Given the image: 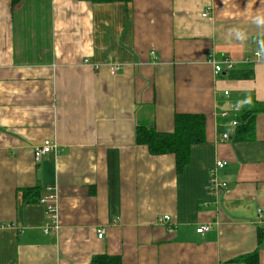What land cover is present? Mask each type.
Listing matches in <instances>:
<instances>
[{"label": "crops", "instance_id": "obj_1", "mask_svg": "<svg viewBox=\"0 0 264 264\" xmlns=\"http://www.w3.org/2000/svg\"><path fill=\"white\" fill-rule=\"evenodd\" d=\"M223 58L252 77L215 74ZM261 104L264 0H0V264H264V112L254 140L220 139L221 112ZM178 114L205 120L181 172L135 143ZM45 140L59 153L36 163ZM212 171L227 186L207 194Z\"/></svg>", "mask_w": 264, "mask_h": 264}, {"label": "trees", "instance_id": "obj_2", "mask_svg": "<svg viewBox=\"0 0 264 264\" xmlns=\"http://www.w3.org/2000/svg\"><path fill=\"white\" fill-rule=\"evenodd\" d=\"M92 3H128L131 0H80ZM16 3H13V6ZM229 78L249 79L252 70L239 72L230 71ZM258 112H264V104L258 105L257 109L250 111L241 110L239 113L224 119L225 122L235 120L236 126L231 129L230 139L234 142L254 140V116ZM224 122V123H225ZM205 142V120L201 115L178 114L174 117V131L172 133L156 132L151 125L138 124L135 129V143L145 146L151 156L171 154L175 159V168L181 172L189 162L190 149L193 145ZM30 190L24 191L27 194ZM39 198V197H38ZM261 238V235H260ZM243 264H258L257 251L252 255L238 259ZM90 264H118V259L106 256L93 257Z\"/></svg>", "mask_w": 264, "mask_h": 264}, {"label": "built area", "instance_id": "obj_3", "mask_svg": "<svg viewBox=\"0 0 264 264\" xmlns=\"http://www.w3.org/2000/svg\"><path fill=\"white\" fill-rule=\"evenodd\" d=\"M206 16H207V13H204L202 15V17H206ZM255 57L257 59H260L261 52H256ZM245 61L248 62V59H246ZM84 62L87 63V61H84ZM209 63L213 65L215 74H221L223 72H230L234 69V63L227 58H223L219 61L218 60L216 61L214 59H209ZM224 95L227 96L228 93H224ZM239 112H240V108L238 106H234L230 110L221 112L220 117H222L223 119H228L230 118V116L235 115ZM225 125H227L230 128H234L236 126V121L229 120L228 122L225 123ZM220 139L221 141H228L230 140V134L228 133L220 134ZM58 153H59L58 145L54 143L53 141L45 140L39 147H37L34 150V153H33L34 161L38 163L44 156H47L50 154L58 155ZM225 165H226V162L217 161L214 167L215 169H222L223 167H225ZM226 186L227 185L225 183H220L215 180L214 172L212 171L209 175V181L206 187V193L210 194L215 190L224 189L226 188ZM47 190L50 193H48L43 199L40 200V202L45 206L46 213L50 216V222L44 228L45 233H48L49 231L55 232L58 230V227H59L58 220H57V212L55 208L56 197L54 193H51L52 192L51 189H47ZM169 220L170 219L168 216H163L160 219L162 223L169 222ZM210 228L211 227L209 225H201L196 229V233L202 236L206 232H208ZM101 237H102V232L100 231L98 233V238H101Z\"/></svg>", "mask_w": 264, "mask_h": 264}]
</instances>
